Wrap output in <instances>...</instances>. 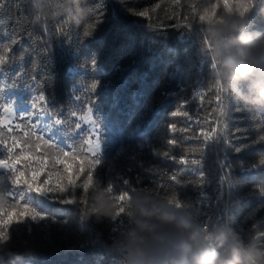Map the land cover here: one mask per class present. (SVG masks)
Returning <instances> with one entry per match:
<instances>
[{
    "label": "trees",
    "instance_id": "obj_1",
    "mask_svg": "<svg viewBox=\"0 0 264 264\" xmlns=\"http://www.w3.org/2000/svg\"><path fill=\"white\" fill-rule=\"evenodd\" d=\"M156 3L161 7L156 9ZM229 3L233 6H248L246 17L238 16L235 7L231 15L228 14L223 7V0H123L126 9L149 11L151 19L148 23L158 26L154 32L126 25L123 16L117 11L121 6L120 0L0 2V20L3 21L0 24V55L5 54V46L14 53V57L4 66L8 77L11 78L14 71H19L22 78L35 75L47 92L55 96L62 109L78 107L69 104L66 86L73 83L70 69L78 70L74 83L82 84L85 89L94 80H99L97 93L108 81L109 94L116 93L119 96L118 106L107 110L118 121L114 133L124 130L127 135L131 125L139 120L142 126H148L153 141L176 139L178 146L172 148V155L177 160L181 155L199 159L206 176L205 182L200 184L199 175L195 172L199 166H181L174 160L153 156L152 151L145 148L138 153L136 162L125 156L116 165L117 174L127 179L128 185L112 179L113 193L108 192L109 172L104 169L102 162L95 169L93 184L85 193L80 186L88 171L85 164V171L75 181V186L68 189L72 194L68 198L75 199L76 203L57 204L55 210L46 213L55 217V223L32 222L34 239L39 241L45 234L42 226L47 224L51 243H46L35 252L31 243L22 241L19 251L8 250L0 255V264H32V261L33 264H140L174 251L178 244L188 239V231L179 228L174 222L161 219L165 215L189 219L201 229L203 247L207 250H225L232 233L245 242L253 241L259 248H264V197L253 191L255 186L264 182V169H257L251 174L241 171L242 165L246 166L256 158L261 146L257 145L247 153L231 151L264 134V107L245 104L220 79L222 58L215 54V50L223 46L229 35L212 40L208 34V28L222 23L224 17L243 18L249 31L264 33V0H229ZM214 4L219 5L214 18L199 21L198 16L204 10L211 11ZM192 5L195 7V17L190 7ZM185 17L200 28V36L208 52L203 65V79L209 84L212 80L218 81L227 94L224 116H220L217 111L214 89H199L203 92V99L197 98L195 92L198 89L194 87V82L181 86L180 81L186 79L184 73L174 72L167 63L171 57L167 55L165 45L186 47L178 45L176 40V34L184 30L172 27L184 22ZM90 24L93 27L88 29ZM61 27L65 29L66 35L61 34ZM13 30L19 34L18 43L15 44L10 42ZM85 30H89L90 35L85 36ZM145 46L152 47L157 53L152 64L145 62L148 55ZM195 51V48H189L186 55L181 54L180 64L183 67H187L185 60L193 57ZM211 57L214 58L213 71L210 68ZM93 58L95 68L92 67ZM141 74H144L143 77ZM166 74L173 78L170 79ZM242 87L245 92L248 91L247 83ZM19 94L24 98L28 95L22 88ZM78 95L83 100L88 99L83 91ZM182 102L183 108L180 107ZM96 103H100L99 97ZM173 110L187 111L192 119L172 117L170 113ZM81 114L86 115L77 111V117ZM69 121L77 122V118L70 117ZM218 122L225 126L229 146L223 141L204 140L201 135L202 132H211ZM171 123L176 124L177 131L165 128V124ZM67 143L75 147L80 141L68 139ZM129 143H139V140ZM151 147L155 150L156 144ZM225 152L231 163L229 176L225 178L233 185L230 191L208 175L209 172H219L217 162L223 160ZM78 159L84 162V158L79 155ZM69 163L74 172L77 164L71 160ZM148 168L155 171L149 173ZM2 175L6 176L7 173ZM173 175L177 176L179 183L170 179ZM221 189L224 196L215 207L209 204L205 208L200 204L197 209L200 212L207 211L213 221L219 220L218 224L210 228H206L187 207H177L170 202V198L175 197L181 203L196 205L201 192L214 198ZM123 192H127L125 201L117 202L114 195ZM64 195L68 196V192ZM98 195H103L114 205L113 215L104 216L92 211L93 208L98 209ZM121 207L123 212L120 211ZM140 208L155 210L157 216L146 219L140 216ZM60 222L70 226L71 230L61 228ZM138 222L148 223L149 230L142 231ZM26 224L27 221L12 227L14 230L23 229ZM81 225L84 227L81 228ZM134 231L139 234L141 242L131 238ZM18 234L24 235L22 232ZM222 235L229 239L222 240ZM97 238L96 244L84 250L76 247L82 241Z\"/></svg>",
    "mask_w": 264,
    "mask_h": 264
},
{
    "label": "snow or ice",
    "instance_id": "obj_2",
    "mask_svg": "<svg viewBox=\"0 0 264 264\" xmlns=\"http://www.w3.org/2000/svg\"><path fill=\"white\" fill-rule=\"evenodd\" d=\"M120 4L121 6L117 11L123 16L126 25L151 29L154 32L158 30L157 24L148 23L151 19L148 10L126 9L123 6V0H120ZM160 7L161 5L156 3L155 8ZM190 7L195 17V7L194 5ZM217 7L219 5L214 4L211 11L204 10L198 16L199 21L205 22L213 19ZM223 7L230 15L234 7L240 17H246L248 13V6L244 4L233 6L229 0H223ZM21 15L23 14L21 13ZM0 24H3L2 20H0ZM17 27H19L18 21ZM92 27L91 24L88 25V29ZM159 27H163V25ZM172 27L184 30L176 34V40L178 45L186 47L165 45L166 53L171 57L167 62L168 65L174 72L184 73L186 79L180 81L181 86L194 82V87L198 89L195 92L197 98L203 99V92L199 89H214L217 111L220 116H224L227 94L218 81L212 80L209 84L203 79V65L208 57V52L205 50L204 42L201 39L200 28L188 21L187 17L184 18V22L174 24ZM60 32L66 35L63 27L60 28ZM18 35L13 30V35L10 37L12 44L18 43ZM84 35H90V31L85 30ZM189 48H195L196 51L193 57H188L185 60L187 67H183L180 64V56L182 53L186 55ZM3 50L5 54L0 55V205H2L0 207V255L8 250L19 251L22 241L31 243L35 252L46 243H51V238L47 233V224L42 226L45 234L40 237L39 241L34 239L32 222L51 221L55 223V217L48 216L46 213L55 210L57 204L76 203L75 199L68 198L72 195L68 189L75 186V181L85 171V164H87L88 171L85 180L80 185L85 193L93 184L95 169L102 162L104 169L109 172V182L106 186L108 192L113 193L112 179L123 185H128V180L117 174L116 165L125 156L128 160L136 162L138 153L145 148L152 151L153 156L174 160L181 166L189 164L199 166L195 172L199 175L200 184L205 182V172L199 159H189L187 156L181 155L177 160V157L172 155V148L178 146L176 139L153 141L148 126H142L139 120L131 125V131L127 135L124 130H120L118 133L113 132L118 121L107 110L118 106L119 96L116 93L109 94L108 81L97 93L96 89L100 86L99 80H94L85 89L82 84L74 83L78 70L70 69L73 83L66 86L69 104H76L78 107L62 109L55 96L51 92H47L35 75L22 78L19 71H14L12 77H8L4 66L14 57V53L10 47L5 46ZM145 51L148 53L145 62L152 64L157 53L148 46H145ZM95 66L96 62L93 58L92 67L95 68ZM210 68L212 71L214 70V58L212 57ZM141 75L143 77L144 74ZM169 78L172 79L173 77L169 75ZM21 88L28 93L26 98L19 94ZM81 91L88 97L87 100H83L78 95ZM162 94L167 95L168 93L162 92ZM98 97L100 103H96ZM180 107H184V102L181 103ZM77 111L86 113V115L81 114L77 117ZM170 115L192 119L187 111L173 110ZM7 117H11V119H7ZM70 117L77 118V122H70ZM165 128L173 132L177 131L175 123L165 124ZM217 128H219V132ZM181 131H186V129H181ZM201 135L204 140L223 141L226 146H229L228 137L225 135V126L219 122L211 132H202ZM68 139L79 140L80 143L72 147L67 143ZM137 139L139 143H129ZM154 143L156 148L152 150L151 146ZM257 145L261 147L256 152V158L246 166H241V171L246 174L254 173L257 169H264V134L253 138L244 145L231 149L235 153H247L250 149L256 148ZM161 148L165 150H161ZM78 155L84 158L83 163L78 159ZM89 156L91 159H88ZM69 160L77 164L74 172L71 170ZM230 167L231 163L228 162L227 152H225L223 160L217 162L219 172L208 173L210 177L228 187L229 191L233 185L225 178L229 176ZM154 171L153 168L147 169L149 173ZM2 173H7V175H2ZM170 179L179 183L176 175L171 176ZM253 191L264 197V182L255 186ZM66 192H68V196L64 195ZM223 196L224 192L221 189L214 198L201 192L196 205L181 203L175 197L170 198V202L177 207H187L206 228H210L218 224L219 220L213 221L207 211L200 212L197 209L200 204H203L205 208H208L209 204L215 207ZM126 197L127 192L114 195L117 202L125 201ZM123 210L121 207L120 211L123 212ZM92 211L96 213L97 210L93 208ZM226 212L227 208H225ZM25 221L27 224L23 229H13L14 224H21ZM60 226L71 230L70 226L63 222H60ZM83 227L81 225V228ZM20 232L24 235H19ZM97 242L98 238L97 240L88 239L78 243L76 247L84 250Z\"/></svg>",
    "mask_w": 264,
    "mask_h": 264
},
{
    "label": "clouds",
    "instance_id": "obj_3",
    "mask_svg": "<svg viewBox=\"0 0 264 264\" xmlns=\"http://www.w3.org/2000/svg\"><path fill=\"white\" fill-rule=\"evenodd\" d=\"M208 34L212 40L229 35L223 46L215 50V54L222 58L220 79L245 104L264 107V33L249 31L243 18L224 17L222 23L208 28ZM245 83L248 84L247 92L242 87ZM97 203L99 213L104 216L114 214V205L103 195H98ZM138 211L146 219L157 216L155 210L140 208ZM161 219L176 223L190 235L174 251L140 264H264V248H259L253 241L245 242L235 233L231 234L225 250H207L203 247L201 229L189 219L174 215H165ZM138 227L148 231L150 226L146 222H138ZM131 238L141 242L135 231L131 233ZM221 239L229 237L222 235Z\"/></svg>",
    "mask_w": 264,
    "mask_h": 264
},
{
    "label": "rangeland",
    "instance_id": "obj_4",
    "mask_svg": "<svg viewBox=\"0 0 264 264\" xmlns=\"http://www.w3.org/2000/svg\"><path fill=\"white\" fill-rule=\"evenodd\" d=\"M7 119H11V117H7ZM15 123V121H13ZM102 150H103V144H102Z\"/></svg>",
    "mask_w": 264,
    "mask_h": 264
}]
</instances>
